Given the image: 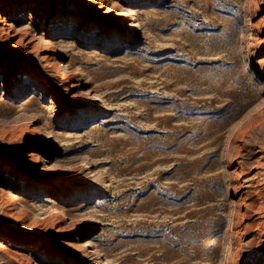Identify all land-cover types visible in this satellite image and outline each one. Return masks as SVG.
Instances as JSON below:
<instances>
[{
	"label": "rangeland",
	"instance_id": "374dc122",
	"mask_svg": "<svg viewBox=\"0 0 264 264\" xmlns=\"http://www.w3.org/2000/svg\"><path fill=\"white\" fill-rule=\"evenodd\" d=\"M24 1L0 0V264H264V0H137L140 32L131 0Z\"/></svg>",
	"mask_w": 264,
	"mask_h": 264
},
{
	"label": "bare ground",
	"instance_id": "6f19581e",
	"mask_svg": "<svg viewBox=\"0 0 264 264\" xmlns=\"http://www.w3.org/2000/svg\"><path fill=\"white\" fill-rule=\"evenodd\" d=\"M27 0H25L24 2H26ZM116 1H120L121 0H94V3L96 4H100L99 9H105L108 5H111V9H107V11H105V13L110 14L109 12L115 11L116 7L115 5H117ZM135 5H137V0H131L129 1L128 5H125L121 8V11L119 13L116 14L114 22L116 24L121 23L120 29L124 32H128L132 27H134V29L136 28L137 31H141V24L138 21L137 17H138V12L135 10ZM22 14H20L18 17L21 18ZM6 22V14H5V5L1 4L0 5V24L1 25H5ZM93 27V25H89V28L91 29ZM12 26L9 25L7 26V32L9 33L11 32ZM41 38H40V43L41 46L43 47L42 49V53H44V55H42L41 59L42 60H47L49 59V56L47 54H50L52 52L53 49V45L54 42L52 41L51 37L47 36V32L49 30V26L44 24L41 27ZM26 30L22 29V30H15V34H19L22 38L23 36L26 34ZM20 44L23 43V39L21 41H19ZM30 41L26 42L23 44V46H27V44H29ZM37 51V50H36ZM53 60V59H52ZM70 73H68L69 75ZM74 75L77 73H73ZM228 178V177H227ZM227 181L229 182L230 179L228 178ZM60 186L63 187L62 190H69L70 186H68V184L65 183H61L59 184ZM72 187V186H71ZM75 188V189H73ZM42 190L44 191H50V189L48 187L42 186ZM59 190V189H58ZM71 191H76L77 188L76 187H72V189H70ZM69 190V191H70ZM23 191H27L26 188L23 189ZM87 199V198H84ZM14 201L17 202V205H21L24 202V198H22L21 196L18 197L17 199H15ZM12 237V236H10ZM14 239H10V238H3L0 241V251H3L6 248V245H9ZM88 243V242H87ZM86 242H84L81 247L86 248L85 246H87ZM212 251V247L210 245L207 246V248L205 249V253H210ZM32 254H37V251H32Z\"/></svg>",
	"mask_w": 264,
	"mask_h": 264
}]
</instances>
